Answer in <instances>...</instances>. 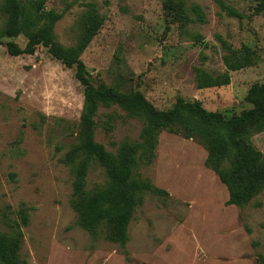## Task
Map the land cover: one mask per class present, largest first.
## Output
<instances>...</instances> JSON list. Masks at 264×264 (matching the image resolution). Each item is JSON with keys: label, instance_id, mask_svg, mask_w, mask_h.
<instances>
[{"label": "rangeland", "instance_id": "1", "mask_svg": "<svg viewBox=\"0 0 264 264\" xmlns=\"http://www.w3.org/2000/svg\"><path fill=\"white\" fill-rule=\"evenodd\" d=\"M182 1L191 21L172 23L163 0H48L46 8L63 15L54 34L67 48L79 42L91 14L102 21L80 58L95 86L140 92L159 110H169L177 98L198 100L226 118L252 108L245 101L247 92L264 84V11L255 12L262 0ZM219 1L243 18L228 16ZM9 16L0 0V229L9 233L7 217L21 224L20 264H257V256L264 255V191L242 208L228 206V212L216 200L220 211L209 210L214 188L201 176H217L204 165L206 151L167 132L160 136L155 159L138 162V173L170 195H143L129 223L127 248L120 247L107 226L97 237L82 228L73 165L83 158L79 124L84 88L74 70L43 46L34 55L8 54L7 43L23 49L29 40L26 34L6 35ZM217 36L235 49L250 47L259 58L252 67L231 72L229 85L200 89L197 68L212 76L226 72ZM110 114L112 129L105 126ZM96 120L95 139L109 152L116 153L126 141L141 143L143 118L113 106L101 107ZM252 142L264 154V132ZM106 182L105 170L93 162L86 192ZM217 186L227 193L220 181ZM22 209L28 213L26 225ZM235 209L236 221L222 225Z\"/></svg>", "mask_w": 264, "mask_h": 264}, {"label": "trees", "instance_id": "2", "mask_svg": "<svg viewBox=\"0 0 264 264\" xmlns=\"http://www.w3.org/2000/svg\"><path fill=\"white\" fill-rule=\"evenodd\" d=\"M48 0H5L9 11L6 35L15 38L21 34L29 36L25 48L15 43L6 44L12 57L34 55L37 48L48 49L52 57L67 69L74 70L75 79L84 88V105L79 124V143L83 158L73 165L75 173L74 193L80 198L76 206L78 224L97 237L102 226L115 233V241L122 249L129 241V223L142 203L143 195L150 192L170 195L166 190L156 187L138 173V162L148 164L156 157L160 136L163 132L193 140L207 152L205 165L212 170L227 187V205L242 208L254 196L264 191V154L253 146L252 137L264 132V84L250 87L245 101L252 108L239 115L226 118L222 113L207 110L202 102H189L177 98L169 110L157 109L142 93H123L104 85L95 86L81 56L98 34L102 21L91 14L85 32L79 42L64 47L55 38L54 30L63 15L46 8ZM221 9L228 16L243 18L233 7L219 1ZM164 11L172 23L191 21L182 0H163ZM194 11V7L192 8ZM198 20L205 17L195 7ZM264 11V0L256 8V14ZM225 54L222 57L226 72L212 76L201 68L196 69V82L200 89L222 87L230 84L231 72L250 68L256 64L255 50L244 46L233 48L221 36H217ZM0 40V45H2ZM120 107L131 117L143 118L140 134L141 143L124 142L116 153L109 152L95 139L97 116L101 107ZM110 114L105 126L112 129ZM93 162L98 163L107 176L106 186L93 193L86 192L88 171ZM228 163V164H227ZM23 225L27 224L28 213L20 211ZM9 222V233L0 229V261L2 264H20L19 252L22 240L21 224ZM249 231V229H247ZM253 244V248L256 247ZM257 264H264V255L257 256Z\"/></svg>", "mask_w": 264, "mask_h": 264}, {"label": "crops", "instance_id": "3", "mask_svg": "<svg viewBox=\"0 0 264 264\" xmlns=\"http://www.w3.org/2000/svg\"><path fill=\"white\" fill-rule=\"evenodd\" d=\"M184 140H186V139H184ZM189 141V140H188ZM196 146V145H195ZM201 146V145H200ZM194 148H199V147H194ZM195 150V149H194ZM205 150V149H204ZM206 151V150H205ZM195 152V154H196V156L197 157H199L198 156V153H199V151H194ZM204 156H205V153H204ZM206 158H207V152H206V156L205 157H203V159H204V161H206ZM194 159H195V156H194ZM198 159V161L199 162H202L203 161V159H201V158H197ZM204 165H205V162H204ZM205 167H206V165H205ZM207 168V167H206ZM208 169V168H207ZM208 170H210V169H208ZM210 171H212V170H210ZM213 172V171H212ZM214 173V172H213ZM215 174V173H214ZM216 175V174H215ZM217 176V175H216ZM202 178L201 179H203V178H205V181L203 182L205 185H210V186H212L213 188H214V196L212 197V198H210L211 199V203H209L208 204V208H209V206L210 207H215V210L218 212V211H220V209H221V204L220 205H217L216 203H215V201L216 200H219L220 202H223V204H226L227 203V201L229 200V192H228V189H227V193L225 192V190H224V188H221V187H218L217 186V182L218 181H220V179H219V177L217 176V178H215L214 176H210V175H208V174H202V176H201ZM207 181V182H206ZM221 182V181H220ZM222 183V182H221ZM223 184V183H222ZM224 185V184H223ZM225 186V185H224ZM226 187V186H225ZM227 188V187H226ZM168 190V189H167ZM170 190V189H169ZM171 192L173 193V194H175V195H177V196H179V197H181V194H179L177 191H175V192H173L172 190H171ZM199 200V199H198ZM204 204H207V202H204L203 203V205ZM195 205H197L196 204V201H195ZM202 205V206H203ZM222 206H224V205H222ZM228 206H234V205H227L226 204V207H224L225 208V210H227L228 212H229V208H228ZM193 207H194V204H193ZM204 207V206H203ZM234 207H236V206H234ZM238 208V207H237ZM209 210H210V208H209ZM236 210L237 209H235L233 212H232V214H230V220H224L223 221V223H222V225H227V227H230L236 220H235V218H234V213L236 212ZM212 237V236H211ZM208 250V249H207Z\"/></svg>", "mask_w": 264, "mask_h": 264}]
</instances>
